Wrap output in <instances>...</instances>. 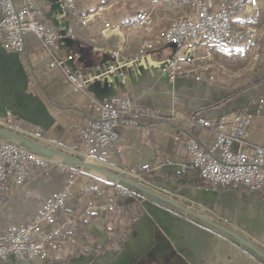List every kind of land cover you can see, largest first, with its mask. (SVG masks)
<instances>
[{"label": "crops", "instance_id": "0c3cea01", "mask_svg": "<svg viewBox=\"0 0 264 264\" xmlns=\"http://www.w3.org/2000/svg\"><path fill=\"white\" fill-rule=\"evenodd\" d=\"M36 1L43 6L46 23L56 26L59 0ZM102 1L104 4L98 10ZM208 1L213 6L223 2ZM146 5L147 0H77V14L68 20L75 37L58 51L59 56L86 77L120 65L134 55H143L141 61L131 67L121 68L125 72L123 78L119 73L108 76V83L96 78L88 85L87 92L98 98L128 97L137 106L158 108L175 120L172 124L158 123L149 135L141 126L118 124L120 153L110 147L98 159L118 173H123L122 165L152 171V182L136 176L180 203L194 206L211 221L264 247V189L257 192L191 185L196 181L191 172L185 179L190 184L180 185L177 176L190 168V164L184 143L176 134L177 127L190 129L191 122L196 119L218 121L235 111L254 108L255 105H249L264 97V53L255 59L251 52L237 53L231 47L209 40L197 41L190 51L177 49L173 44L164 43L162 35L173 19L190 14V7L180 0H159L150 8L152 22L149 33L144 35L132 30L129 24L136 12ZM91 13L93 18L82 24L80 17ZM243 23L244 16L240 14L232 24L239 28ZM107 24L118 26L121 35L103 36L101 30ZM252 25L264 34V10ZM27 36L28 41L37 40L32 34H26L24 39ZM31 42L27 46V59L25 52L15 53L0 43V119L9 114L14 121L33 129V133L19 131L80 154L83 148L77 132L96 113L83 106L86 96L73 92L58 68L47 67L48 57L42 55L40 44L36 46ZM175 53L186 69L194 70L203 63L218 67H213L216 80H197L193 76L169 79L160 72L156 62L173 57ZM28 76L35 82L34 89L29 85ZM228 76L235 79L228 83ZM262 107L264 111V104ZM197 140L202 147L208 148L213 134L203 129L197 134ZM244 140L241 147L244 152L250 151L252 145L264 148V115L252 118ZM69 168L80 173L67 202L68 210L74 205L75 194L81 191L78 206L97 216L90 217L88 224L91 240L88 251L71 257L67 264H264L207 223L145 197H142V212L126 225L122 248L108 245L110 235L103 222L106 212L95 205V196L89 188L82 190V187L87 182L89 187H97L99 181L112 182L94 171L84 172L66 165L58 157L49 158L46 168L35 171L21 185L5 183V200L0 202V232L11 223L29 222L44 199L66 185ZM104 245L105 250L99 252L97 247ZM2 264L45 263L38 258L16 260L8 257Z\"/></svg>", "mask_w": 264, "mask_h": 264}, {"label": "built area", "instance_id": "2783aa9c", "mask_svg": "<svg viewBox=\"0 0 264 264\" xmlns=\"http://www.w3.org/2000/svg\"><path fill=\"white\" fill-rule=\"evenodd\" d=\"M76 1L59 0L57 25L53 26L44 20L43 6L36 0H0V43L7 50L21 54L24 52L25 35L32 34L40 44L42 55L48 57L47 67L58 68L72 91L86 96L83 106L92 109L96 116L78 130L77 136L83 148L80 155L84 159H93L110 147H114L120 153L116 126L122 123L125 116H167L169 119L173 117L164 114L158 108L137 106L128 97L97 98L87 92L88 85L94 79L101 78L103 74L122 66L133 65L141 61L143 55H134L122 64L107 67L106 70L91 77H86L73 69L66 59L58 55V51L75 37L68 20L77 14ZM147 1L148 5L139 9L129 24L132 30L144 34L150 31L152 22L150 8L159 0ZM180 2L189 6L191 13L172 20L162 35L164 43L190 51L197 41L209 40L231 47L237 53L251 52L254 58L261 56L263 40L258 29L252 25V21L261 16L264 0H223L217 6H213L208 0ZM103 4L102 1L98 10ZM240 14L244 16V23L239 28H234L232 23ZM93 16L92 13L86 14L80 17V21L86 24ZM101 34L106 37L112 34L121 35L118 26L108 24L101 30ZM113 56H116V53H113ZM156 66L171 80L178 76L205 79L199 73L184 68L176 53L173 57L156 62ZM261 99L264 101V97ZM262 105L235 111L218 121L196 119L191 122L213 134V141L208 148L202 147L193 136L183 140L189 164L198 170L203 180L250 191L264 187V148L252 145L248 152L241 149L252 118L255 115H264ZM13 122L14 118L7 114L0 119V126L11 128ZM144 132L150 134L148 128L144 129ZM48 163L49 158L17 142L0 137V190L7 181L16 186L23 184L36 169L46 168ZM78 172L75 168H69L66 185L48 195L29 222L11 223L0 232V264L8 257L16 260L38 258L44 261L50 257L59 259L60 253H66L72 248L74 244V239L70 235L72 222H60L57 213L67 204ZM122 172L137 177L133 167L122 169ZM117 190L128 196L133 193L124 186H118ZM108 208L111 210L112 205Z\"/></svg>", "mask_w": 264, "mask_h": 264}, {"label": "trees", "instance_id": "16d2710c", "mask_svg": "<svg viewBox=\"0 0 264 264\" xmlns=\"http://www.w3.org/2000/svg\"><path fill=\"white\" fill-rule=\"evenodd\" d=\"M31 41H28V36L24 39V52L26 59L28 58V43ZM34 45L38 46L39 42L36 40ZM32 79L30 76H28V82H30ZM260 104H264V101H262L261 98H258L253 103H251L249 106H257ZM93 119V118H92ZM167 122V123H174V119H169L167 116H156V117H149V116H125L121 124H128L132 126H141L142 128L146 129L148 128L150 131L153 127H155L158 123ZM190 129H182L180 127L176 128V134L177 137L180 140H184L188 136H193L197 139V134L203 130V128L190 124ZM11 128L16 130H23L25 132L33 133V129L25 125L22 122L14 121L11 125ZM83 151V150H82ZM103 152H101L100 156L103 155ZM98 156V158H100ZM122 169H126L127 167L121 166ZM36 169L35 171H37ZM135 174L138 175L141 179H143L146 182H152V174L153 172L148 169H142V168H134ZM190 172L192 175L196 178V181L191 183V185H199L201 187L206 188H215V189H223V188H234L239 189L240 187H233L232 185H221L211 182H206L199 176V172L197 169L190 167L185 170L184 173L177 176V180L180 185L184 186L186 184H190L186 182V178H188ZM80 173V172H79ZM78 175V173H77ZM93 182H98L97 180H91ZM10 182V181H7ZM6 183V182H5ZM3 184V188L4 185ZM11 183V182H10ZM119 185H116L114 183H105V182H98L97 187H89L88 182L87 184L83 185L82 190L88 189L94 196H95V205L98 208H107L109 205H112V207H115L118 211V215L112 213L111 211H108L104 217L103 222L106 226V230L109 233L110 237L107 240V244H116L118 247L122 248L124 244V232L126 229V225L129 221H131L133 218L137 217L141 212V202L142 197L136 193H133L132 195L128 196L126 194H122L118 192L117 187ZM3 188L0 190V202H3L5 200V197H3ZM264 187L259 191H262ZM80 192L78 191L75 194V198L73 200V207L72 209L68 210V204L65 205V207L60 210L57 213V218L60 222H66L71 221L72 227L70 231V235L74 239V244L71 249H69L66 253H60L59 259H55L54 257H50L43 262L45 264H67L68 260L71 257H74L80 253H86L89 249V245L91 243V240L88 236V224L90 222V217L97 216L95 214H89L86 210L81 209L78 206V200L80 197ZM114 209V208H113ZM99 252H103L105 250V245L102 247H97Z\"/></svg>", "mask_w": 264, "mask_h": 264}, {"label": "water", "instance_id": "95a60500", "mask_svg": "<svg viewBox=\"0 0 264 264\" xmlns=\"http://www.w3.org/2000/svg\"><path fill=\"white\" fill-rule=\"evenodd\" d=\"M127 67H131V65L122 66L121 68L125 69ZM121 68L103 74L100 78V82H110L108 81V76L113 73H116V75L119 73L120 77L122 75L125 76V72H122ZM114 81L115 80H113V82ZM0 137L13 140L19 145L32 150L44 157H58L63 161L64 164L78 167L84 172L95 171L106 177L112 183L119 186H124L125 188L131 190L133 193L140 195L141 197L151 199L157 203L169 206L172 209L180 210L191 217L197 218L237 242L245 250H247L249 253H251L264 263V247H262L260 244L258 245V243H255L249 238L240 235L237 231L231 230L218 223H215L214 221H211L210 219L188 207L187 205L180 203L175 197H171L157 191L148 183L139 180L137 177L127 176L124 173H118L98 163L87 161L79 154L71 153L63 149H57L49 146L48 144H43L35 140L31 135L10 127L5 128L0 126Z\"/></svg>", "mask_w": 264, "mask_h": 264}, {"label": "rangeland", "instance_id": "374dc122", "mask_svg": "<svg viewBox=\"0 0 264 264\" xmlns=\"http://www.w3.org/2000/svg\"><path fill=\"white\" fill-rule=\"evenodd\" d=\"M183 16V15H182ZM180 17V16H179ZM176 18H178V17H176ZM175 18V19H176ZM256 27V26H255ZM257 28V27H256ZM258 29V28H257ZM144 34V33H143ZM145 35V34H144ZM147 35V34H146ZM261 35V34H260ZM262 35L264 36V34L262 33ZM261 35V39L263 40V42H262V45H261V51H262V54L264 53V37ZM257 58H260L259 56L258 57H256L255 59H257ZM213 67H216V66H210L209 67V65H207V64H200V65H197V67L194 69V70H192V71H194L195 73H199L202 77H205V79H212L213 81H215L216 80V76L217 75H215L214 76V72H213ZM255 67V66H254ZM253 67V68H254ZM216 68H218V67H216ZM216 68H214V71H216L217 69ZM248 72V71H247ZM227 74H230L229 73V71H227ZM240 77H242V76H240ZM235 78H234V76H228L227 77V80L226 81H228V83L230 82V81H233ZM29 85H30V87H32V89H34L35 87H36V85H35V82L34 81H30V83H29ZM252 85V84H251ZM95 96V95H94ZM95 97H97V96H95ZM98 98V97H97ZM259 98H262V97H259ZM35 140H37V141H39V142H41V143H43V144H48L49 146H52V147H54V148H57V149H60V148H58V147H55V146H53V145H50L49 143H46L44 140H42V139H39V138H34ZM11 141H13V140H11ZM15 142V141H14ZM69 152V151H68ZM80 155V154H79ZM100 156V155H99ZM85 160H87V161H90V162H95V163H98V164H100V165H103V166H105V164L104 163H102L101 161H99V159H98V157H94L93 159H85ZM191 167V166H190ZM94 173H97V172H95L94 171ZM101 175V174H100ZM102 177H104L103 175H101ZM128 176V175H127ZM133 194V193H132ZM188 207H190V208H192L193 210H195V211H197L198 212V210H197V208H195L194 206H190V205H187ZM114 208V209H113ZM104 210H105V212L107 213L108 211H111L112 213H114V214H116V215H118V211H117V209H115V207H112V209L111 210H109V208L107 209V208H104ZM194 218V217H193ZM195 219H197V218H195ZM197 220H199V219H197ZM201 221V220H200ZM202 222V221H201ZM213 228V227H212ZM214 229V228H213ZM220 232V231H219Z\"/></svg>", "mask_w": 264, "mask_h": 264}, {"label": "bare ground", "instance_id": "6f19581e", "mask_svg": "<svg viewBox=\"0 0 264 264\" xmlns=\"http://www.w3.org/2000/svg\"><path fill=\"white\" fill-rule=\"evenodd\" d=\"M115 31H117V30H115Z\"/></svg>", "mask_w": 264, "mask_h": 264}]
</instances>
